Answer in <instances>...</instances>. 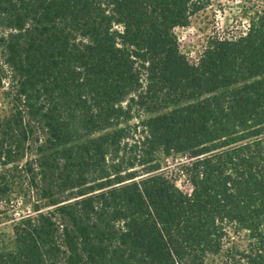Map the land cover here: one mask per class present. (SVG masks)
<instances>
[{
  "label": "trees",
  "instance_id": "trees-1",
  "mask_svg": "<svg viewBox=\"0 0 264 264\" xmlns=\"http://www.w3.org/2000/svg\"><path fill=\"white\" fill-rule=\"evenodd\" d=\"M241 1L192 61L175 28L212 0H0V264H264V0Z\"/></svg>",
  "mask_w": 264,
  "mask_h": 264
},
{
  "label": "rangeland",
  "instance_id": "rangeland-1",
  "mask_svg": "<svg viewBox=\"0 0 264 264\" xmlns=\"http://www.w3.org/2000/svg\"><path fill=\"white\" fill-rule=\"evenodd\" d=\"M219 4L224 5L223 10L219 9ZM241 4V0H212V5L192 16L188 25L175 28L180 48L190 60H197L208 36L214 30L234 28L233 18L238 13ZM167 163L173 164V158H169ZM178 184L184 189L189 188V185L183 179L178 180ZM25 208V205L18 199V201H15L10 214L11 216H18L26 210ZM0 227L3 232L9 233L11 220L8 218L2 219Z\"/></svg>",
  "mask_w": 264,
  "mask_h": 264
}]
</instances>
